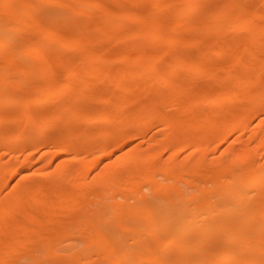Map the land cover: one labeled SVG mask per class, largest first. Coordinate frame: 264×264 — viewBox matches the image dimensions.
<instances>
[{"label":"bare ground","instance_id":"6f19581e","mask_svg":"<svg viewBox=\"0 0 264 264\" xmlns=\"http://www.w3.org/2000/svg\"><path fill=\"white\" fill-rule=\"evenodd\" d=\"M123 1L0 0V264H264V0Z\"/></svg>","mask_w":264,"mask_h":264},{"label":"rangeland","instance_id":"374dc122","mask_svg":"<svg viewBox=\"0 0 264 264\" xmlns=\"http://www.w3.org/2000/svg\"><path fill=\"white\" fill-rule=\"evenodd\" d=\"M131 2H133V1L132 0H124L122 4H123L124 8H127L128 10H131L132 12H135L136 14H141V12L143 10L148 8L150 6V4L153 3V0H142V1L134 2V3H131ZM213 3H218V2H215L214 0H212V1L210 0L209 1V4H213ZM113 7H115L116 9H119L118 6H114L113 5ZM79 8H82V7L79 6ZM94 15H96V14L93 11H86V12H84L83 19H85V20L88 19L89 20V19L93 18ZM169 17L172 18L173 15H169ZM193 17H195L196 19H201L202 18V16L200 14H195V15H193ZM149 20H151V19L149 18ZM135 25L134 24L133 25L132 24L128 25V27L125 30V32H123L121 35H125V33L134 31L136 29ZM78 29H75V36L76 37H80L82 35V33L78 31ZM238 34L242 38L246 33L244 32V30H242V31H239ZM33 37L34 38H38L39 36H33ZM213 40H214V38H213ZM259 41L260 40H257V39L256 40L255 39L247 40V41H243L242 43H240L238 45V47H239V49L241 51L240 60H241V62L243 64L247 65V64H250V63H254L256 66H259V65L262 64V61L264 59V54L263 53H255V54H253V53L249 52V49H252L253 47H256L258 45ZM53 46L54 45H50V44L49 45H45V46H43L41 48H38L37 51L43 53V52L47 51L48 49H50ZM165 49L166 48L164 46H150L149 47L150 54H154V55L159 53V52H161V51H163V50H165ZM96 50H97L98 53L103 55V57H105V58L110 60L109 67L112 70V75H111V81H112V79H115V77L119 75V71H118L119 63L115 59L116 56H118V53H119L118 48H116V47L112 48L108 42L102 41L99 44V46L96 48ZM73 53H74L73 50L63 51L60 54L61 61H65L66 59L71 57V55H73ZM26 61L27 60H25V62H22V65L24 63H26ZM227 63H228L227 60H221V61L218 62V66H220L222 68L223 66H226ZM79 67H81V65H77L76 68H79ZM74 68H75L74 65H64V70L66 71L67 74L70 73ZM64 81H66V78H65ZM109 82H110V79H109ZM140 83H141V88H143L146 85V81H144V80L141 81ZM19 86L20 87L18 89L14 90V91H11L10 94H8L10 97H12L16 101H19L20 99L24 98V95L22 94V90H21L24 87V83L20 82ZM112 93H115V91L113 90ZM84 94L90 96V94L92 95V92L91 93L90 92H84ZM36 99H37L36 95L34 97L32 96V98H30V100H36ZM8 105L12 106V109L16 110V111H20L21 107H22V105H14V104H8ZM54 105H55V102L51 101V102L46 104V108H52ZM239 105H241V104L239 103ZM5 110H6V108H3V107L0 106V115L2 114L1 112H6ZM257 123H258V119L257 118H251L249 120V124L251 125V127L256 126ZM5 124L6 123L1 124L2 126L0 125V128H2V127L5 128V126H6L7 130H6V132L4 133L3 136L5 137V139L7 141H9L11 136L16 132V129L15 128H11V125H9V124H7V125H5ZM18 142H20V141H18ZM8 158H9V156L5 155L3 157V159H2V161H6Z\"/></svg>","mask_w":264,"mask_h":264}]
</instances>
